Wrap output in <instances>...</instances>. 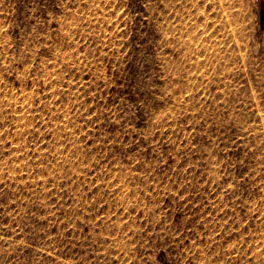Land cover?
I'll use <instances>...</instances> for the list:
<instances>
[{"label": "rangeland", "instance_id": "obj_1", "mask_svg": "<svg viewBox=\"0 0 264 264\" xmlns=\"http://www.w3.org/2000/svg\"><path fill=\"white\" fill-rule=\"evenodd\" d=\"M0 264H264V0H0Z\"/></svg>", "mask_w": 264, "mask_h": 264}]
</instances>
